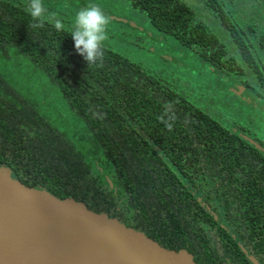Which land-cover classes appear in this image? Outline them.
Listing matches in <instances>:
<instances>
[{
    "label": "trees",
    "instance_id": "trees-1",
    "mask_svg": "<svg viewBox=\"0 0 264 264\" xmlns=\"http://www.w3.org/2000/svg\"><path fill=\"white\" fill-rule=\"evenodd\" d=\"M28 2L0 0V166L199 264H264V34L223 0H41L103 9L89 62Z\"/></svg>",
    "mask_w": 264,
    "mask_h": 264
},
{
    "label": "water",
    "instance_id": "water-1",
    "mask_svg": "<svg viewBox=\"0 0 264 264\" xmlns=\"http://www.w3.org/2000/svg\"><path fill=\"white\" fill-rule=\"evenodd\" d=\"M0 264L199 263L185 248L166 247L106 212L25 185L0 168Z\"/></svg>",
    "mask_w": 264,
    "mask_h": 264
},
{
    "label": "clouds",
    "instance_id": "clouds-1",
    "mask_svg": "<svg viewBox=\"0 0 264 264\" xmlns=\"http://www.w3.org/2000/svg\"><path fill=\"white\" fill-rule=\"evenodd\" d=\"M24 9L37 21L50 20L57 31L67 28L73 39V46L85 60L93 62L101 55L100 48L106 39L109 20L99 5L90 3L77 9L70 25H65L62 18H53L52 14L45 15V6L41 0H29Z\"/></svg>",
    "mask_w": 264,
    "mask_h": 264
},
{
    "label": "rangeland",
    "instance_id": "rangeland-1",
    "mask_svg": "<svg viewBox=\"0 0 264 264\" xmlns=\"http://www.w3.org/2000/svg\"><path fill=\"white\" fill-rule=\"evenodd\" d=\"M190 5L199 4V0H185ZM226 2L225 8L232 10L239 22L249 32L254 47H259V38L264 34V4L262 0H223ZM197 8H199L197 6ZM250 25H254V31L249 30ZM230 43V42H228ZM264 56V55H263ZM264 59V58H263ZM245 89L242 90V93ZM241 93V94H242ZM257 119L264 122V109L256 112ZM0 168H8L1 165ZM11 174V173H10ZM12 176V175H11ZM13 177V176H12Z\"/></svg>",
    "mask_w": 264,
    "mask_h": 264
}]
</instances>
